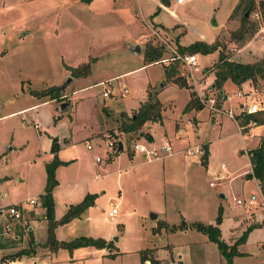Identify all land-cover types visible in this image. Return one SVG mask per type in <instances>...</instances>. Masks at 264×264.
<instances>
[{"label": "rangeland", "instance_id": "rangeland-1", "mask_svg": "<svg viewBox=\"0 0 264 264\" xmlns=\"http://www.w3.org/2000/svg\"><path fill=\"white\" fill-rule=\"evenodd\" d=\"M246 1L169 0L167 5L161 0H0V210L13 203L22 209L19 220L0 216L3 223L23 226L14 245L0 247V264H147L141 262L143 251L153 258L157 253L161 264H225L217 244L192 223L217 224L222 238L232 244L261 211L259 203L236 202L252 193L260 198L256 180L246 176L251 170L246 149L257 138L247 137L244 146L236 121L241 124V105L264 100L262 82L250 86L227 79L225 97L215 88L206 89L235 118L208 106L185 109L191 85L168 77L165 66L171 61L160 59L172 54L168 45L178 49V43L198 39L218 41L230 59L264 56L260 0H253L250 9L244 7ZM243 10L257 28L249 39L238 40L233 32L241 25ZM154 20L159 22L155 32L148 27ZM147 42L162 47L159 59L146 61ZM196 54L208 87L219 50ZM176 63L185 77L182 64ZM64 84L55 99L32 92ZM149 88L156 91L161 119L147 120L132 133L121 131V123L147 98ZM259 131L264 133V125ZM166 139L171 155L150 161L132 155L134 140L159 147ZM119 140L123 146L118 150ZM196 146L203 151L185 153ZM55 154L61 162L54 169V217L59 219L87 195L92 198L79 215L54 227L56 238L103 239L104 245L42 249L48 219L41 195L46 165ZM112 207L117 208L114 219L108 216ZM219 208L222 220L217 222ZM182 220L181 227L171 228ZM2 229L13 237V227ZM263 241L261 222L238 244L242 252L233 256L232 264H264ZM29 247L35 254L12 259L15 251Z\"/></svg>", "mask_w": 264, "mask_h": 264}, {"label": "trees", "instance_id": "trees-1", "mask_svg": "<svg viewBox=\"0 0 264 264\" xmlns=\"http://www.w3.org/2000/svg\"><path fill=\"white\" fill-rule=\"evenodd\" d=\"M164 4H169V0H161ZM242 1V0H241ZM245 8H251L253 6V0H247L243 3ZM258 5L261 9V13L264 16V0H260ZM256 24L252 21H249L248 16L242 13L241 17V25L238 29L233 32V36L240 39H249L255 32ZM215 48L219 50V56L215 63V67L213 69L214 79L210 87L217 89L219 95L221 97H225L223 95V84L227 79L232 80L237 84H241L244 81H249L252 85L256 86L258 82H262V88L264 92V56L254 60V61H240L228 58V56L224 53L222 47H220V43L218 41L207 42L202 39L195 40L187 45H182L178 43V49L181 51H190V52H201L206 53ZM163 54V49L160 45L153 44L151 42H147L145 45V59L147 62H152L156 59H159ZM177 60L171 61L168 65L165 66V72L168 77L172 78V80L179 85H184L190 87L186 78L183 75L179 74V69L177 67ZM89 63L85 64L87 70ZM74 74H79L76 71H73ZM38 96H48L49 99H55L60 97L63 92L62 88L59 85H50L45 89L40 91L32 90ZM195 107L202 108L204 107L203 103L197 97L195 91H190V98L187 101L185 109ZM134 115V116H133ZM133 115L129 117L127 120L121 123L120 130L125 133H132L139 130L145 121L147 120H160V102L157 98L156 91L151 88L148 89L147 98L140 104L138 109L134 111ZM241 124H246L250 120L255 121L257 124L264 123V114L262 111H257L254 113H239ZM150 134H147V137L150 138ZM118 147V145H117ZM57 148V143L54 142V149ZM249 156V162L251 165V170L246 173V176L249 178L254 177L257 179L259 186L264 189V135L261 136L260 141L257 145L251 147L247 150ZM206 155V154H205ZM58 162H61L60 159L57 158L56 154L54 158L47 163V183L45 188V193L41 195V204L45 208L44 215L48 219V235L44 242V247L51 250H56L59 246H65L68 248H73L78 245L86 244V243H95L97 245H104L103 239H91L88 237H77L72 240H58L55 236L54 227L58 223L66 222L74 216L79 215L91 202V195H87L82 201L70 205L66 213L62 215L59 219H56L53 214V199H52V189L56 184V179L54 176V169ZM217 214V222L222 220V209L219 208ZM184 224L182 220L178 225H172V229H176L177 227H181ZM3 219L0 216V247H9L14 245L12 241L17 240L13 237H8L3 234ZM257 225V223L249 224L243 233L237 238V240L228 244L221 235V229L217 224H204L200 221H195L192 223V226L198 230L206 232L208 239L214 241L222 255L226 258L225 264H232L233 256L236 254H240V250L238 249V244L243 242L247 236V233ZM14 233L19 234L21 236L23 234V226L22 223H13L12 225ZM20 239V238H19ZM31 240V239H30ZM34 252V248H21L15 253H13L12 259L15 257H19L24 254H30ZM112 254V253H110ZM146 259H150L152 263H157V260L153 257H149L146 251L141 253V262H144Z\"/></svg>", "mask_w": 264, "mask_h": 264}, {"label": "built area", "instance_id": "built-area-1", "mask_svg": "<svg viewBox=\"0 0 264 264\" xmlns=\"http://www.w3.org/2000/svg\"><path fill=\"white\" fill-rule=\"evenodd\" d=\"M153 32H155L154 29ZM168 46L171 48L172 54L167 57L161 58L160 61L164 63H168L169 61L177 60L178 62H180L183 66L186 80L191 85L192 90L195 91L197 97L203 103V105L208 106L210 109H219V110L222 109L226 111L230 117L235 118L234 113L230 109L221 108L218 104H216V100L214 99V97L208 94V92L206 91V89L209 90L210 87V85H208V87L204 86L206 80V72L204 70L206 69L200 68L196 52L181 51L178 50L177 48H174L171 45ZM103 94L107 95L108 93L107 91H104ZM238 94H241V92L239 91ZM257 111H262L264 113V100L252 101L246 106L241 105V112L243 113H254ZM250 122L256 124L255 121L250 120ZM36 125L39 126V123H36ZM244 126L245 124H240L238 126L239 131H241V129L243 130ZM109 143L112 144L113 146L114 141L110 140ZM87 147L92 148L89 142H87ZM131 148L133 150V153H137L141 155L146 160L162 158L164 156L171 155L174 152L172 149V145L168 140L164 141L161 145H159V147L149 146L142 141L134 140L132 142ZM202 151L203 150L200 146H196V147L187 148L185 150V153L189 155V154L200 153ZM96 160L97 161L100 160V157L98 155L96 156ZM216 178L220 179L221 175H217ZM215 183L216 182L213 180L209 182L210 185H215ZM259 188H260L259 190L260 198H258V196L255 193L250 194L249 196H247V198H240V197L236 198V202L238 204L247 203V205L249 206H255L257 203H259V205L261 206V211L257 216L255 215V217L253 218V220L256 221L257 223L264 222V189H262L260 186ZM29 202L35 203L36 201L33 198H30ZM116 213H117V208L112 207L111 210L108 211L109 218L114 219ZM0 215L4 216L5 219L6 216H8L10 219L19 220L22 216V209L18 206V204L13 203L10 204L5 211L1 209ZM3 226H4V231L12 230V225L7 220L4 221ZM177 264H183V263L178 262ZM251 264H258V263L255 262Z\"/></svg>", "mask_w": 264, "mask_h": 264}, {"label": "crops", "instance_id": "crops-1", "mask_svg": "<svg viewBox=\"0 0 264 264\" xmlns=\"http://www.w3.org/2000/svg\"><path fill=\"white\" fill-rule=\"evenodd\" d=\"M175 4H176V2H174ZM135 11H137V9H135ZM155 21V20H154ZM159 22H157V21H155V22H152L151 24L150 23H148L149 25H148V27L151 29V31H153V29L155 28L154 27V25L155 26H157V28H159L158 27V24ZM144 38H147V36H144L143 37V40H144ZM214 79V78H213ZM213 79L211 80L212 82H213ZM248 82V84L250 85V86H252V84L249 82V81H247ZM212 84V83H211ZM210 84V85H211ZM240 95V94H239ZM219 105V104H218ZM220 106V105H219ZM206 107V106H205ZM221 107V106H220ZM222 108V107H221ZM224 109V108H223ZM227 109V108H226ZM229 109V108H228ZM236 120V119H235ZM236 124H237V127L240 125L237 121H236ZM264 125V123H262V124H254V123H251L250 121L248 122V123H246L245 124V126H244V131H246L245 132V134L243 133L244 131L241 129V131H239V128H238V131H239V134H240V136H241V138H242V142H243V144H244V146H246V143H247V140H246V138L248 137H252V138H257V143H256V145L259 143V141H260V138H261V136H262V134L264 135V133H262V132H258V130L262 127ZM141 128H144V124H143V126L141 127ZM142 132H144V133H146V134H150L151 136H150V138H148L149 140H151V141H153L155 144H159V143H156V141L154 140V137L152 136V134H151V132L149 133L147 130H142ZM180 133L182 132L181 130L179 131ZM166 140H168V139H166ZM166 140H164V141H166ZM163 141V142H164ZM169 142H170V140H168ZM162 142V143H163ZM161 143V144H162ZM171 143V142H170ZM160 144V145H161ZM255 146V145H254ZM253 147V146H252ZM251 147H249V148H247L246 149V151L248 150V149H250ZM132 155H135V153H133ZM139 155V154H138ZM247 155H248V153H247ZM148 161H150V160H148ZM248 161H249V156H248ZM249 164H250V162H249ZM250 169H251V165H250ZM255 180H256V182H257V184H258V181H257V179L256 178H254ZM258 186H259V184H258ZM253 220V219H252ZM240 222V219L238 218V220H236V224L237 223H239ZM253 223H257L256 221H252ZM222 223L223 222H221V225H222ZM257 224H259V223H257ZM30 228H34V226H30ZM221 228V227H220ZM14 235V238H16L17 240L23 235H21V236H19V234H15L14 233V230H13V232H12ZM262 248L264 249V246H262ZM42 249H46V251L48 252H50V250L49 249H47L46 247H44L43 246V248ZM35 251H36V246H35ZM240 252H242V250H240ZM244 252V251H243ZM34 254H35V252H34ZM33 254V255H34ZM154 258L155 259H157V260H159L157 263H155V264H161L160 262H161V258L157 255V253L155 254L154 253ZM146 262L148 261V263L147 264H152L151 263V261H150V259H146L145 260ZM258 261H261V260H258ZM258 261H254V262H257L258 263ZM263 261H264V259H263ZM165 262L166 263H168V259H165Z\"/></svg>", "mask_w": 264, "mask_h": 264}, {"label": "water", "instance_id": "water-1", "mask_svg": "<svg viewBox=\"0 0 264 264\" xmlns=\"http://www.w3.org/2000/svg\"><path fill=\"white\" fill-rule=\"evenodd\" d=\"M245 14L248 15V11H246ZM136 49L139 50L140 47L137 46ZM67 82H68V81H66V83H67ZM66 83H65V84H66ZM65 84L61 86L62 89H64ZM133 116H134V115H133ZM122 146H123V145H122V142L119 140V141H118V150L121 149ZM152 216H156V214H152Z\"/></svg>", "mask_w": 264, "mask_h": 264}]
</instances>
